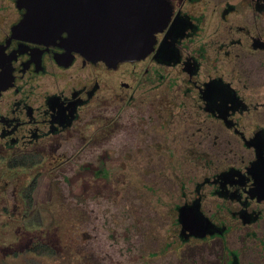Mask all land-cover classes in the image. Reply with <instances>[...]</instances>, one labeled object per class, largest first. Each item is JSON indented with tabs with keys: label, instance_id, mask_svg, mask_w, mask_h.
Returning <instances> with one entry per match:
<instances>
[{
	"label": "flooded vegetation",
	"instance_id": "1",
	"mask_svg": "<svg viewBox=\"0 0 264 264\" xmlns=\"http://www.w3.org/2000/svg\"><path fill=\"white\" fill-rule=\"evenodd\" d=\"M169 1L153 50L113 63L66 32L14 33L26 10L0 0V264L18 256L7 251L31 229L38 187L72 182L69 170L89 175L75 197L98 202L115 154L143 155L157 175L142 176L138 198L159 204L141 215L171 219L176 253L264 264V0Z\"/></svg>",
	"mask_w": 264,
	"mask_h": 264
},
{
	"label": "rangeland",
	"instance_id": "2",
	"mask_svg": "<svg viewBox=\"0 0 264 264\" xmlns=\"http://www.w3.org/2000/svg\"><path fill=\"white\" fill-rule=\"evenodd\" d=\"M113 160L108 163L114 166L111 179L98 182V202H89L87 195V201L75 197L83 192V182L89 184L86 174L87 181L79 182L75 173L66 170L72 182L57 181L38 187L31 229L17 233L16 246L7 253L16 249L18 256L10 264H28L29 258L30 264L192 263L190 248L174 251L181 240L167 232L171 219L141 215L143 208L153 210L159 204H155L156 199L138 198L142 181L154 184L158 180L157 175L150 174L146 158L139 154H130L128 158L115 154ZM36 242L52 245L56 254L23 253ZM0 257H4V252H0Z\"/></svg>",
	"mask_w": 264,
	"mask_h": 264
},
{
	"label": "water",
	"instance_id": "3",
	"mask_svg": "<svg viewBox=\"0 0 264 264\" xmlns=\"http://www.w3.org/2000/svg\"><path fill=\"white\" fill-rule=\"evenodd\" d=\"M18 7L26 11L14 33L44 41L66 32L75 50L113 63L148 55L172 15L169 0H18ZM187 211L180 220L197 226L202 218Z\"/></svg>",
	"mask_w": 264,
	"mask_h": 264
},
{
	"label": "trees",
	"instance_id": "4",
	"mask_svg": "<svg viewBox=\"0 0 264 264\" xmlns=\"http://www.w3.org/2000/svg\"><path fill=\"white\" fill-rule=\"evenodd\" d=\"M35 188L36 186H34V189ZM30 251L35 252L38 255H55L56 254L55 248L52 245L44 243V242H36L31 247L26 248V250L24 251V254ZM30 263L31 262L29 260L28 264Z\"/></svg>",
	"mask_w": 264,
	"mask_h": 264
}]
</instances>
